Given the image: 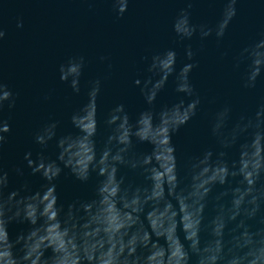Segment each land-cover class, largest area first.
<instances>
[{
    "label": "clouds",
    "instance_id": "9594fccd",
    "mask_svg": "<svg viewBox=\"0 0 264 264\" xmlns=\"http://www.w3.org/2000/svg\"><path fill=\"white\" fill-rule=\"evenodd\" d=\"M112 2L118 15L127 11L129 0ZM193 2L186 0L187 7L180 9L174 31L191 38L199 28L201 37H207L212 28L191 23ZM236 3L226 0L215 29L217 38L224 36L236 15ZM4 36L0 29V40ZM176 55L172 49L153 55L148 65L152 75L134 80L147 105L134 120L123 103L104 115L103 125L109 131L102 147L96 140L101 128L99 79L91 82L87 102L69 117L75 134L57 137L55 120L34 133L42 148L55 140L59 150L56 160L46 159L42 152L36 160L30 152L25 154L32 173L48 182L42 190L5 194L8 173L0 168V264H190L193 256L195 264H264V104L254 116H241L231 130L227 129L230 108L218 111L212 134L221 150L205 148L189 155L182 166L172 138L197 115L201 103L189 79L196 62L186 63L176 74L175 90L181 97L156 105L175 72ZM186 55L193 59L190 46ZM240 59L248 61L245 87L254 88L264 70V38L244 48ZM83 66V56L70 57L60 66V79L69 81L74 92L80 91ZM5 101L9 108L15 106L12 91L0 81V148L4 134L12 130L2 116ZM134 141L151 144L152 151L137 153ZM233 147L238 156L230 160L224 149ZM61 165L80 181L95 173L100 178L95 197L67 206L60 203L55 181ZM121 167L138 173L144 183L126 181L119 174ZM210 204L213 214L207 216ZM13 221L30 225L14 240L8 232ZM49 250L51 255H46Z\"/></svg>",
    "mask_w": 264,
    "mask_h": 264
},
{
    "label": "water",
    "instance_id": "95a60500",
    "mask_svg": "<svg viewBox=\"0 0 264 264\" xmlns=\"http://www.w3.org/2000/svg\"><path fill=\"white\" fill-rule=\"evenodd\" d=\"M186 7V0H129L127 11L118 15L112 0H0V29L5 32L0 40V81L15 100L12 108L5 101L2 112L12 129L4 134L6 141L0 148V168L8 173L5 194L14 190L34 193L48 183L40 173H32L25 154L30 152L31 159L36 160L42 152L46 159L56 160L59 150L55 140L42 148L35 142L34 133L55 120L59 122L57 137L75 134L77 129L69 117L87 102L92 81H101L98 147H102L109 131L103 117L117 104L123 103L134 120L147 107L134 80L151 76L148 65L152 56L168 49L177 54L175 72L158 95L157 107L181 97L175 90L176 74L186 63L197 64L189 73L201 99L197 115L172 138L182 166L189 155L205 148L221 150L212 124L215 114L225 106L230 108L228 130L240 122L241 116H254L264 104V70L254 88L245 87L248 61H241L240 53L264 38V0H237L236 15L220 38L215 29L226 0H194L189 9L191 23L213 29L207 37H201L199 28L191 38H182L174 31L175 19ZM18 22L22 26L18 27ZM189 46L194 53L192 60L186 55ZM80 56L84 57L80 91L74 92L69 81L60 79V66L70 57ZM134 150L150 153L152 145L134 141ZM224 150L229 153L228 159L237 158L236 147ZM61 167L55 181L60 203L67 206L77 199L95 197L100 179L95 173L87 181H80L68 168ZM119 174L126 181L144 183L143 177L131 169L121 167ZM223 199L227 202L228 198ZM212 214L210 204L206 215ZM29 227L26 222L13 221L8 232L14 240ZM180 236L183 239L182 232ZM195 259L193 256L190 264H195Z\"/></svg>",
    "mask_w": 264,
    "mask_h": 264
}]
</instances>
